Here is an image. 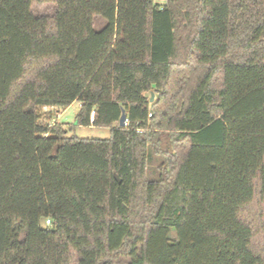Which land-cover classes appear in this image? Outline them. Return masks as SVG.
<instances>
[{
    "label": "trees",
    "instance_id": "16d2710c",
    "mask_svg": "<svg viewBox=\"0 0 264 264\" xmlns=\"http://www.w3.org/2000/svg\"><path fill=\"white\" fill-rule=\"evenodd\" d=\"M0 264H264V0H0Z\"/></svg>",
    "mask_w": 264,
    "mask_h": 264
},
{
    "label": "rangeland",
    "instance_id": "374dc122",
    "mask_svg": "<svg viewBox=\"0 0 264 264\" xmlns=\"http://www.w3.org/2000/svg\"><path fill=\"white\" fill-rule=\"evenodd\" d=\"M156 3L163 4L162 0H155ZM50 6H42L37 7L36 10L41 13H46L50 10ZM80 109V103L75 102L72 106L67 108L66 110L61 109L60 110V116L59 118L55 115L54 119L56 120L55 123H62L66 126H70L72 128V131L69 133V135L81 138V139H89V140H106L109 139L111 136V128L110 127H78L76 125V116ZM45 111H49V109H46ZM51 111V110H50ZM44 122V121H43ZM51 124L53 125V121H51Z\"/></svg>",
    "mask_w": 264,
    "mask_h": 264
},
{
    "label": "water",
    "instance_id": "95a60500",
    "mask_svg": "<svg viewBox=\"0 0 264 264\" xmlns=\"http://www.w3.org/2000/svg\"><path fill=\"white\" fill-rule=\"evenodd\" d=\"M154 97H155V95H154V93H153V94H152L151 102L154 101ZM126 125H127V115H126L125 112H123V115H122L121 120H120V127L124 128V127H126ZM118 180H119V179H118ZM119 183L121 184V180H119Z\"/></svg>",
    "mask_w": 264,
    "mask_h": 264
},
{
    "label": "built area",
    "instance_id": "2783aa9c",
    "mask_svg": "<svg viewBox=\"0 0 264 264\" xmlns=\"http://www.w3.org/2000/svg\"><path fill=\"white\" fill-rule=\"evenodd\" d=\"M163 2H167L168 0H162ZM59 114L57 115V117L59 118ZM93 119H94V114H92L91 115V120L93 121ZM55 122H56V120L55 119H53V125L55 124ZM47 224H50V221H47Z\"/></svg>",
    "mask_w": 264,
    "mask_h": 264
},
{
    "label": "crops",
    "instance_id": "0c3cea01",
    "mask_svg": "<svg viewBox=\"0 0 264 264\" xmlns=\"http://www.w3.org/2000/svg\"><path fill=\"white\" fill-rule=\"evenodd\" d=\"M46 109H49V108H46ZM46 109H45V110H46ZM49 110H50V109H49ZM59 115H60V114H59Z\"/></svg>",
    "mask_w": 264,
    "mask_h": 264
}]
</instances>
